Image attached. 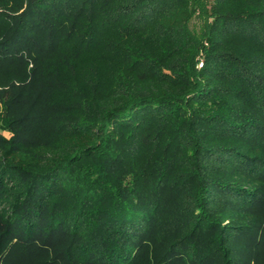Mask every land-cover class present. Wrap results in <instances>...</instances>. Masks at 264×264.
I'll return each mask as SVG.
<instances>
[{"label": "trees", "instance_id": "trees-1", "mask_svg": "<svg viewBox=\"0 0 264 264\" xmlns=\"http://www.w3.org/2000/svg\"><path fill=\"white\" fill-rule=\"evenodd\" d=\"M200 4L0 0V264H264V0Z\"/></svg>", "mask_w": 264, "mask_h": 264}, {"label": "rangeland", "instance_id": "rangeland-1", "mask_svg": "<svg viewBox=\"0 0 264 264\" xmlns=\"http://www.w3.org/2000/svg\"><path fill=\"white\" fill-rule=\"evenodd\" d=\"M200 1H201L200 6L198 5L194 8L193 15L189 23V29L195 34V36L201 38L203 37L205 31V27L207 24V17L204 15L205 0H200Z\"/></svg>", "mask_w": 264, "mask_h": 264}]
</instances>
